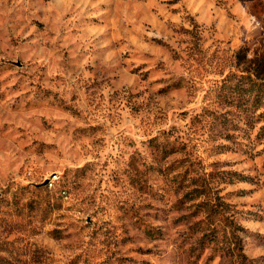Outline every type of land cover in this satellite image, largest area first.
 <instances>
[{"label": "rangeland", "instance_id": "rangeland-1", "mask_svg": "<svg viewBox=\"0 0 264 264\" xmlns=\"http://www.w3.org/2000/svg\"><path fill=\"white\" fill-rule=\"evenodd\" d=\"M0 264H264V0H0Z\"/></svg>", "mask_w": 264, "mask_h": 264}]
</instances>
